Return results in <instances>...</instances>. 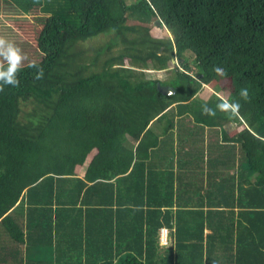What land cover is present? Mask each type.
<instances>
[{
    "label": "trees",
    "instance_id": "1",
    "mask_svg": "<svg viewBox=\"0 0 264 264\" xmlns=\"http://www.w3.org/2000/svg\"><path fill=\"white\" fill-rule=\"evenodd\" d=\"M69 4L80 27L49 16L41 62L0 67V264H264V0Z\"/></svg>",
    "mask_w": 264,
    "mask_h": 264
},
{
    "label": "rangeland",
    "instance_id": "2",
    "mask_svg": "<svg viewBox=\"0 0 264 264\" xmlns=\"http://www.w3.org/2000/svg\"><path fill=\"white\" fill-rule=\"evenodd\" d=\"M126 1L132 3L135 0ZM51 15H60L74 26H81L78 15L70 9L69 0H0V67L7 63L14 64L15 56L12 55V50H15L20 57L19 62L15 63L17 66L23 67L41 62L43 56L38 50L36 39L45 19ZM131 23L136 24L135 21ZM157 26H152V31L155 34L172 36L166 28ZM111 38L110 35H102L79 43L78 49L84 50L87 57L92 58L98 50L107 47ZM124 47L125 44L118 43L109 53H104L101 61L123 53ZM185 57L188 62H192L195 56L191 52H187ZM181 61V59H175L174 64L182 71L184 69L181 67ZM147 76L148 78L160 79L165 86H169L171 84L169 80L173 78L174 73L166 70L152 71L148 72ZM212 89L214 90L212 86L205 87L200 96L208 98L212 94ZM81 174L83 176L84 170Z\"/></svg>",
    "mask_w": 264,
    "mask_h": 264
},
{
    "label": "crops",
    "instance_id": "3",
    "mask_svg": "<svg viewBox=\"0 0 264 264\" xmlns=\"http://www.w3.org/2000/svg\"><path fill=\"white\" fill-rule=\"evenodd\" d=\"M150 127L153 129V130H155V132L159 135V137L160 138H162V139H164L165 140V138L168 136L167 134H165L164 133V130H163V128H162V125L160 124V123H157L156 121H154L151 125H150ZM226 132H231V130L232 129H234L235 128V125H233V124H227L226 125ZM177 130H178V127H176L175 129H174V133H175V135H173V136H175V139H176V137H177V135H176V133H177ZM215 132V131H214ZM170 134V133H169ZM205 134V144L207 143V140H208V138L210 137V134L208 133V132H206V133H204ZM171 135V134H170ZM170 143H171V141H169ZM174 146H175V148H176V150H177V147H178V144H177V140L174 142ZM175 150V154H174V156H175V158H174V161L171 159L172 158V154H171V149H167V150H165V149H159V150H157V149H155V151H153V152H155L156 154L154 155V157L152 158V161H151V163H154L153 161H155V166H157L158 168H157V170H161V171H166V170H168L169 168H170V164L172 163V165H174V170H175V172H179L180 171V169H179V166H178V161H177V159H178V152ZM159 158V159H158ZM154 166V165H153ZM154 166V167H155ZM156 170V171H157ZM85 172V171H84ZM181 172V171H180ZM84 175V174H83ZM81 177H82V174L80 175Z\"/></svg>",
    "mask_w": 264,
    "mask_h": 264
},
{
    "label": "clouds",
    "instance_id": "4",
    "mask_svg": "<svg viewBox=\"0 0 264 264\" xmlns=\"http://www.w3.org/2000/svg\"><path fill=\"white\" fill-rule=\"evenodd\" d=\"M9 47H10V49H11V46H9ZM12 55L15 56V59H13V63H14V64H15V63H18L20 57L16 54L15 50H12ZM217 71H219V69H217ZM3 81H4V83H6V84H13V85H14V84L16 83V81H15V79H14V77H13L12 74H7V75H5V76L3 77ZM242 95H246V91L242 92Z\"/></svg>",
    "mask_w": 264,
    "mask_h": 264
},
{
    "label": "water",
    "instance_id": "5",
    "mask_svg": "<svg viewBox=\"0 0 264 264\" xmlns=\"http://www.w3.org/2000/svg\"><path fill=\"white\" fill-rule=\"evenodd\" d=\"M157 25L161 26L160 22L156 23ZM158 90L164 95H171L175 93V90L169 86H162L161 84L158 85Z\"/></svg>",
    "mask_w": 264,
    "mask_h": 264
},
{
    "label": "built area",
    "instance_id": "6",
    "mask_svg": "<svg viewBox=\"0 0 264 264\" xmlns=\"http://www.w3.org/2000/svg\"><path fill=\"white\" fill-rule=\"evenodd\" d=\"M161 243L163 245H168V230L162 229L161 231Z\"/></svg>",
    "mask_w": 264,
    "mask_h": 264
}]
</instances>
